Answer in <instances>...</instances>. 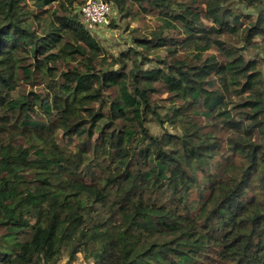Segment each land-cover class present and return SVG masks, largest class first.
Here are the masks:
<instances>
[{
	"label": "trees",
	"instance_id": "1",
	"mask_svg": "<svg viewBox=\"0 0 264 264\" xmlns=\"http://www.w3.org/2000/svg\"><path fill=\"white\" fill-rule=\"evenodd\" d=\"M108 1L158 20L111 60L84 0H0V264H264V0Z\"/></svg>",
	"mask_w": 264,
	"mask_h": 264
},
{
	"label": "rangeland",
	"instance_id": "2",
	"mask_svg": "<svg viewBox=\"0 0 264 264\" xmlns=\"http://www.w3.org/2000/svg\"><path fill=\"white\" fill-rule=\"evenodd\" d=\"M179 1H186L189 3L195 2L196 5L200 7L201 3L196 0H179ZM231 5L235 6L237 9L245 12H249L248 8H245L244 0H231ZM204 7V6H202ZM247 18V17H246ZM112 19L113 24H110L102 27V28H96L92 30V33L100 40L101 44L107 48L109 60H111L114 57H117L121 51L126 50L129 46L133 45V40L135 37L138 36H145L146 34H149L151 28L155 27L158 24V20L156 19V16L153 14H140L136 17V19L132 20L129 25L125 19H122L119 17V14L116 13V10L113 9L112 13ZM205 23L211 24L212 21L204 18ZM174 31H171L170 33H173ZM230 43H238L241 44L240 40H238V37H232L227 36ZM164 52V50H162ZM213 52H216L220 59L224 58V55L221 51L213 50ZM182 54H177V56ZM247 57H260L261 53L258 49H251L249 52L246 53ZM263 68V67H262ZM264 69V68H263ZM43 79L40 77H37L35 80V87L36 90H42L43 88ZM30 83L26 84L24 83L21 87V90H29L31 87L29 86ZM168 93L165 91L164 86L159 87V93L157 94V101L158 103H161L164 105V107H161V112H165L167 105L169 104V101L167 100ZM238 99V97H237ZM33 118L38 119L39 121H47L49 116H45L42 114L40 110L32 111L31 112ZM51 118H54L53 116ZM198 119L202 120L204 122V129L205 130H213L216 134L217 139L220 142V148L219 151L223 155H232L233 151L227 144V137L229 135L228 128L224 126H216L215 123L212 121L211 117L204 112L202 107H198L197 109V117ZM55 120H52V123H54ZM148 127L150 128L151 132L155 134H161L163 133V127L160 125V123L154 119L151 118L147 122ZM113 127H120L122 124L120 122H116L113 125ZM171 129V127H169ZM260 134V133H259ZM96 136V135H95ZM260 136L257 135V138ZM90 173V177L98 178L100 176L99 170L90 169L88 170ZM85 262L88 264H91L90 261H87L83 258V254H80L72 264L76 262ZM67 259L66 255H63L60 259L58 264H66Z\"/></svg>",
	"mask_w": 264,
	"mask_h": 264
},
{
	"label": "built area",
	"instance_id": "3",
	"mask_svg": "<svg viewBox=\"0 0 264 264\" xmlns=\"http://www.w3.org/2000/svg\"><path fill=\"white\" fill-rule=\"evenodd\" d=\"M113 6L108 0H84L80 7L81 18L89 30L110 24ZM74 264H87L79 261Z\"/></svg>",
	"mask_w": 264,
	"mask_h": 264
}]
</instances>
